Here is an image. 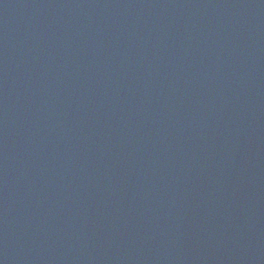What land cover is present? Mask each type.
I'll list each match as a JSON object with an SVG mask.
<instances>
[{"label": "water", "instance_id": "water-1", "mask_svg": "<svg viewBox=\"0 0 264 264\" xmlns=\"http://www.w3.org/2000/svg\"><path fill=\"white\" fill-rule=\"evenodd\" d=\"M0 264H264V0H0Z\"/></svg>", "mask_w": 264, "mask_h": 264}]
</instances>
